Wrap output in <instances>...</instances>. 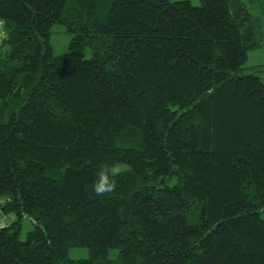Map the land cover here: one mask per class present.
<instances>
[{"label": "trees", "instance_id": "trees-1", "mask_svg": "<svg viewBox=\"0 0 264 264\" xmlns=\"http://www.w3.org/2000/svg\"><path fill=\"white\" fill-rule=\"evenodd\" d=\"M260 12L0 0V264H264Z\"/></svg>", "mask_w": 264, "mask_h": 264}, {"label": "rangeland", "instance_id": "rangeland-1", "mask_svg": "<svg viewBox=\"0 0 264 264\" xmlns=\"http://www.w3.org/2000/svg\"><path fill=\"white\" fill-rule=\"evenodd\" d=\"M172 1H177V0H172ZM192 3L196 6L200 5V1L201 0H191ZM260 15H263V26H264V14L263 12L259 13ZM52 33H51V45L53 47V51L57 54V55H61L64 54L65 52H68V48H69V44L71 42V33L68 32L65 24H61V23H55L52 27ZM263 31H264V27H263ZM248 61L245 63L244 67H246V69L244 70L245 73H250V72H255L257 70V67H261L264 68V66H262V64L264 63V45L260 46V48H253L250 49L248 51ZM91 56V52L89 49H87L86 52V58ZM262 75H264V72H261ZM122 168V167H119ZM261 216L264 219V212H262ZM22 230L20 232V238L22 240H26V236L28 231L32 230L34 228V221L29 218V217H25L22 221ZM89 255V249L84 246V247H72V249L69 252V257L70 258H84V257H88ZM118 251L117 250H111L109 253V256L111 257V259L113 261H115L114 263H116L117 258H118Z\"/></svg>", "mask_w": 264, "mask_h": 264}, {"label": "built area", "instance_id": "built-area-1", "mask_svg": "<svg viewBox=\"0 0 264 264\" xmlns=\"http://www.w3.org/2000/svg\"><path fill=\"white\" fill-rule=\"evenodd\" d=\"M0 25H1V23H0ZM1 28V27H0ZM1 35H2V31L0 30V37H1ZM1 43V42H0ZM4 219V218H3ZM5 221H6V219H4ZM4 220H2L1 222H0V227H2L4 224H5V221Z\"/></svg>", "mask_w": 264, "mask_h": 264}]
</instances>
